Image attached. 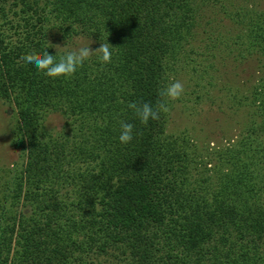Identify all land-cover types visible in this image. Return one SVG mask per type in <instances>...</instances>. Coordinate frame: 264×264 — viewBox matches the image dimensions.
Masks as SVG:
<instances>
[{
  "label": "trees",
  "instance_id": "16d2710c",
  "mask_svg": "<svg viewBox=\"0 0 264 264\" xmlns=\"http://www.w3.org/2000/svg\"><path fill=\"white\" fill-rule=\"evenodd\" d=\"M211 1L0 0V99L17 109L25 153L0 190V264H264V0L221 2L228 27L208 33ZM90 35L93 49L99 36L113 46L110 63L49 79L21 60ZM217 42L261 75L230 110L238 134L207 149L167 133L173 105L160 92L190 66L195 87L214 86L196 67ZM131 103L168 110L142 124ZM121 122L133 125L127 144Z\"/></svg>",
  "mask_w": 264,
  "mask_h": 264
},
{
  "label": "rangeland",
  "instance_id": "374dc122",
  "mask_svg": "<svg viewBox=\"0 0 264 264\" xmlns=\"http://www.w3.org/2000/svg\"><path fill=\"white\" fill-rule=\"evenodd\" d=\"M225 2L226 5H232L236 2L246 3V0H212L208 6L203 8L200 18L204 21L215 19L207 30L208 33L224 32L227 28L225 18L218 14L220 3ZM257 2V1H255ZM259 2V1H258ZM232 3V4H230ZM225 5V6H226ZM259 7V3L257 4ZM260 7L263 4L260 3ZM224 26V27H223ZM212 34L211 36H214ZM212 38V37H210ZM78 39L68 46H73ZM84 40V39H83ZM222 40V39H221ZM85 42L87 40H84ZM223 41V40H222ZM56 45L63 46L64 42L55 41ZM218 43V42H217ZM93 48V43L91 45ZM208 63L197 66L198 74H202L205 79L211 77L214 86H208L205 90V82L200 81V85L195 87L193 81L188 78L194 77L195 73L192 69L185 70V74L179 76L180 82L184 86V92L177 100H171L173 108L170 110V118L167 126V133L178 135L187 132L192 138H195L199 145L207 149L213 147H222L227 144L229 138H233L238 134L240 126L237 122H241L240 112L231 116L232 107H237L236 101L245 93V86L253 84L261 75L256 71L253 63L239 64L233 60L237 51L235 46L229 45V48L219 42L217 46L209 50ZM208 65V66H207ZM204 66H211L207 70ZM205 70L206 74L201 71ZM190 83L191 87H188ZM203 87V88H202ZM243 87V89H242ZM201 94L200 99H196V94ZM234 98V103L231 100ZM46 116L47 129H53L55 133L60 131L65 120L58 113L48 112ZM18 124V114L16 107L4 100L0 99V190L13 186L15 177L25 170V153L14 145V126ZM54 133V132H53ZM211 151V150H210ZM1 195V192H0ZM25 212V210H24Z\"/></svg>",
  "mask_w": 264,
  "mask_h": 264
},
{
  "label": "clouds",
  "instance_id": "9594fccd",
  "mask_svg": "<svg viewBox=\"0 0 264 264\" xmlns=\"http://www.w3.org/2000/svg\"><path fill=\"white\" fill-rule=\"evenodd\" d=\"M92 43L91 35L86 42L83 39H78L73 46H68L66 42L63 46L49 43V46L45 47L42 54L27 53L21 57V60L24 66L35 69L49 79L70 78L79 68L93 58L102 65L111 62L113 46L107 42V38L106 40H101L99 36V47L95 49L91 47ZM49 48H53L55 54H50L47 51ZM183 92V84L180 81H174L168 83L161 90L160 95L166 97L168 100H177ZM128 107L134 111L135 116L142 124H147L149 120L158 119L160 111L166 112L168 110L166 103H161L156 109L148 103L141 105L131 103ZM132 139L133 125L121 122L118 137L119 142L127 144Z\"/></svg>",
  "mask_w": 264,
  "mask_h": 264
}]
</instances>
